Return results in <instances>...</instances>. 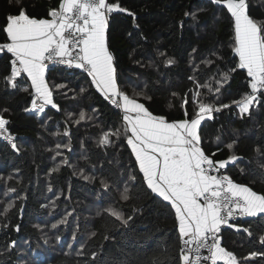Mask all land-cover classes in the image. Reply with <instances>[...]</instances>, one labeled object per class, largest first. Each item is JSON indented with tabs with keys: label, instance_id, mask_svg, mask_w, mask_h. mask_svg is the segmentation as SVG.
<instances>
[{
	"label": "trees",
	"instance_id": "16d2710c",
	"mask_svg": "<svg viewBox=\"0 0 264 264\" xmlns=\"http://www.w3.org/2000/svg\"><path fill=\"white\" fill-rule=\"evenodd\" d=\"M118 2L135 13L133 20L128 13L113 12L106 32L120 89L153 115L171 122L185 119V97L190 116L196 108L192 100L197 89L189 77L206 85L213 77L219 79V73H228L218 93L199 89L204 102L230 105L201 122V146L217 161L233 154L240 157L222 173L264 193V95L243 116L234 103L250 92V78L246 69L238 67L234 20L226 5L214 0ZM60 3L22 0L18 5L16 0H0V45L8 41L3 31L8 14L18 13L22 6L30 16L49 18V10ZM249 12L264 21V0H249ZM161 52L166 55L160 56ZM12 57L6 49L0 51V114L12 124L9 130L19 148L16 151L0 137V264H175L181 247L175 210L147 188L127 143L130 133L125 132L123 110L95 88L86 71L54 65L47 67L46 80L59 109L48 105L43 112L26 111L31 108L34 89L24 73L16 77L17 87H11ZM169 57L176 61L172 66L164 64ZM81 111L86 118L76 123ZM117 129L120 135L110 136L111 143H100L105 132ZM57 144L69 147L57 149ZM229 144H233L231 149ZM125 186L131 189L130 201L122 199ZM109 209L131 219L124 224ZM64 217L66 222L58 224ZM233 223L239 231L229 226ZM231 224L221 227L223 247L241 264H264V256L245 259L253 251L264 252L260 240L264 214L241 217ZM94 231L97 235L93 237ZM12 241L16 244L9 248Z\"/></svg>",
	"mask_w": 264,
	"mask_h": 264
},
{
	"label": "snow or ice",
	"instance_id": "6c2138e0",
	"mask_svg": "<svg viewBox=\"0 0 264 264\" xmlns=\"http://www.w3.org/2000/svg\"><path fill=\"white\" fill-rule=\"evenodd\" d=\"M21 2L22 0H16L18 5ZM214 2L226 5L234 20V52L239 57L238 67L246 69L250 78V92L234 103L242 116L250 114L253 105H259L260 95H264V21H258L250 15L249 0ZM117 11L128 13L135 20V13L122 7L118 0L111 3L108 0H61L58 7L49 10V18L38 19L30 16L22 6L18 13L8 14L3 31L9 42L0 45V51L6 49L15 57L11 61L9 83L12 88H16V77L27 73L35 94L31 108L26 111L43 112L48 105L59 109L53 100V88L49 87L46 80V61L84 69L95 88L113 105L123 110V120L128 126L125 132L130 133L127 143L135 153L147 188L169 202L175 210L181 241L175 264H205L208 261L211 264H217V261L241 264L233 252L221 246L219 233L222 225H228L229 220L236 215L255 217L264 214V193H257L245 184L234 182L229 175L221 174L222 170L229 164H234L240 157L233 154L224 160H214L201 146L199 134L201 122L206 117L210 118L220 108L230 107L227 104L218 107L204 102L199 89L206 87L210 92L218 93L229 79V74L219 73V79L213 77L212 82L206 85H201L194 77H189L197 89L192 100L196 108L191 116L186 108L189 103L187 97L182 102L185 119L170 122L164 116L153 115L137 98L129 97L123 92L118 84L116 60L109 49L106 35L109 17ZM188 15L190 14L185 13V16ZM191 15L194 16L195 13ZM165 55L160 53V56ZM175 63L174 58L164 60L166 66ZM54 87L59 88L62 85ZM22 90L27 91L26 88ZM84 91L82 88L81 92ZM85 118V112L81 111L76 123ZM8 124L9 120L0 114V137L13 141L11 147L19 151L14 142L15 137L6 127ZM119 135V129L105 132L100 143L108 145L111 143L110 136ZM233 144L228 145L229 149ZM61 147L67 148L69 145H56L57 149ZM57 155H60L59 151ZM63 163L67 161L64 160ZM58 167L59 165L51 171H56ZM85 179L88 177L85 176ZM130 180L134 181L135 177H130ZM9 191L14 192L15 189ZM130 192L131 189L125 186L122 193L124 201L132 199ZM13 206L14 201L6 206L4 212ZM108 211L124 224L131 219L130 216L125 219L115 209ZM66 220L67 217H64L57 223L63 224ZM56 226L57 224L52 225L53 228ZM229 226L239 231L236 224ZM15 227L19 231V225ZM243 231L251 236L248 228ZM96 235L95 231L91 233L93 237ZM260 240L264 243V237ZM15 244L12 241L8 247H14ZM80 248L83 249L84 245H80ZM202 249H206L209 255L201 256ZM96 255L93 252L91 258L95 260ZM257 256H264V252L253 251L245 259Z\"/></svg>",
	"mask_w": 264,
	"mask_h": 264
},
{
	"label": "built area",
	"instance_id": "2783aa9c",
	"mask_svg": "<svg viewBox=\"0 0 264 264\" xmlns=\"http://www.w3.org/2000/svg\"><path fill=\"white\" fill-rule=\"evenodd\" d=\"M14 58H15V57L13 56V57H12V60H13ZM46 63L48 64V67H51V66H54V65H59V66H64V67L69 68V69H74V68H76L75 66H68V65H65V64H61V63H54V62H47V61H46ZM78 69H79V68H78ZM81 70L85 71L84 69H81ZM6 127H7V126H6ZM7 128H8V127H7ZM8 130H9V129H8ZM9 132H10V134H11L12 136L15 137V134H14V133H12L10 130H9ZM1 138H3L5 141L10 142V143L13 142V141H9L6 137H1ZM14 142H15V140H14ZM221 174H223V173L221 172ZM239 218H241V217L238 216V215L234 216L233 218H231V219L229 220V224H231L232 222L236 221V220L239 219ZM229 224H228V225H229ZM224 226H226V225H222V227H224ZM200 254H201V256H207V255H209V253H208V251H207L206 249H202ZM205 264H211V262L208 261V262H205Z\"/></svg>",
	"mask_w": 264,
	"mask_h": 264
},
{
	"label": "crops",
	"instance_id": "0c3cea01",
	"mask_svg": "<svg viewBox=\"0 0 264 264\" xmlns=\"http://www.w3.org/2000/svg\"><path fill=\"white\" fill-rule=\"evenodd\" d=\"M7 42H9V41H7ZM6 42V43H7ZM46 71H47V68H46ZM25 75H26V77L28 78V80L30 81V83H31V80H30V78L27 76V73H24ZM199 134H200V132H199ZM139 163V162H138ZM240 184V183H239ZM258 193V192H257ZM221 246L223 247V245L221 244Z\"/></svg>",
	"mask_w": 264,
	"mask_h": 264
},
{
	"label": "water",
	"instance_id": "95a60500",
	"mask_svg": "<svg viewBox=\"0 0 264 264\" xmlns=\"http://www.w3.org/2000/svg\"><path fill=\"white\" fill-rule=\"evenodd\" d=\"M11 127H12V124H9V125H8V129H11Z\"/></svg>",
	"mask_w": 264,
	"mask_h": 264
},
{
	"label": "bare ground",
	"instance_id": "6f19581e",
	"mask_svg": "<svg viewBox=\"0 0 264 264\" xmlns=\"http://www.w3.org/2000/svg\"><path fill=\"white\" fill-rule=\"evenodd\" d=\"M237 99V98H236Z\"/></svg>",
	"mask_w": 264,
	"mask_h": 264
},
{
	"label": "rangeland",
	"instance_id": "374dc122",
	"mask_svg": "<svg viewBox=\"0 0 264 264\" xmlns=\"http://www.w3.org/2000/svg\"><path fill=\"white\" fill-rule=\"evenodd\" d=\"M8 127V126H7Z\"/></svg>",
	"mask_w": 264,
	"mask_h": 264
}]
</instances>
